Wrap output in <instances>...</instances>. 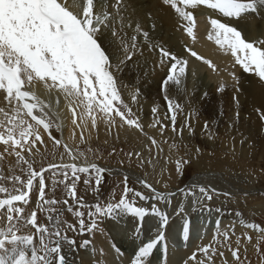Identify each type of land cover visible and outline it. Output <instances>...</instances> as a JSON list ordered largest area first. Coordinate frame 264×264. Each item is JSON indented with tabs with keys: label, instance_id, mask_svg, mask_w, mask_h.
I'll return each mask as SVG.
<instances>
[{
	"label": "snow or ice",
	"instance_id": "6c2138e0",
	"mask_svg": "<svg viewBox=\"0 0 264 264\" xmlns=\"http://www.w3.org/2000/svg\"><path fill=\"white\" fill-rule=\"evenodd\" d=\"M156 11L177 15L178 30L192 38L196 14H206L211 26L208 39L226 53L230 51L234 66L238 65L241 72L240 76L236 71L228 73L235 82L232 101L239 107L243 79L257 85L264 96V39L249 41L236 27L256 18L264 21V0H157ZM151 16L149 10L147 19ZM144 22L145 13L137 0H0V104L8 106L0 107V163L15 158V168L9 169V175L0 171V181L7 180L12 185L11 190L0 186V223L7 224V228H0V264H76L75 254L80 250L91 255V264H171L169 254L175 239L167 208L172 206L173 198L178 194L181 197L172 212L183 220L182 237L189 241L190 218L185 201H189L192 211L199 209L211 215L213 211L221 213L222 209H213L208 202L221 196L231 197L230 192L218 190L211 182L203 184L200 178L165 194L146 179L138 180V190L129 185L130 178L125 176L119 196L113 192L112 198H104L101 184L109 169L88 159V153L96 155L90 145L92 133L97 134L98 140L102 125L109 135L113 129L116 132L107 152L110 157L118 152L116 143L121 133L135 134L140 144L137 147L128 141L127 150L121 147V163L127 159L144 169L155 167L162 151L161 141L147 128L154 129L162 138L170 128L181 141L185 130L189 138L194 134L191 117L197 109L191 105L189 116L177 124V115L184 109L176 97H190L189 61L156 43L153 39L156 25L152 24L150 31ZM184 51L213 72L217 71L210 59L192 48L185 46ZM157 52L158 59H153ZM142 62L151 63L153 72L156 69L162 72L156 83L158 97L166 108L163 119L168 124L160 118V104L155 102L150 110L151 121L147 125L141 121L138 110H133V105L139 108L142 94L138 86L133 85L125 95L128 86L124 83V73L142 70ZM191 74L196 75L195 69ZM38 85L57 97L62 95L67 102L68 119L76 137L71 144L62 143L52 134L54 126L58 132L62 126L52 118L53 105L36 95L34 89ZM224 90L223 83L216 89L218 93ZM191 92L194 93V88ZM60 104L57 99V112ZM256 111L264 129V103ZM239 118L237 111L227 128H235ZM203 129L209 132L208 139H213L208 122ZM48 142L56 149L53 157L58 156L60 162L53 158L45 166ZM240 143L247 145L249 140L242 135ZM105 144H109L107 137ZM207 147L205 143L176 159L175 174L185 177ZM172 148H176L175 143ZM231 151L238 162L247 164L249 156L252 157L248 175H259L255 167V157L259 155L258 167L264 173V138L259 141L258 151L255 142L247 152L241 147L238 157L235 147ZM165 163L171 161L165 158ZM49 177L53 178L52 191L60 184L67 198L60 201L48 197ZM81 182L86 192L90 189L96 194L94 203L77 194ZM58 204L64 208L58 209ZM65 209L74 217L71 223L60 219ZM40 213L47 214L52 227L40 222ZM235 215L239 217L240 213ZM129 222L131 228L127 226ZM240 223L259 233L255 247L260 253L259 240H264V227L243 220ZM24 228L29 231L21 234ZM69 232L83 239L78 241ZM97 234L104 237L99 247L95 242ZM34 236L38 237V244ZM117 236L127 242V248L117 241ZM194 238L203 237L196 233ZM242 242L246 252L252 235H237L233 226L222 228L221 219L217 218L211 242L200 245L181 264H217L218 260L221 264H243Z\"/></svg>",
	"mask_w": 264,
	"mask_h": 264
},
{
	"label": "rangeland",
	"instance_id": "374dc122",
	"mask_svg": "<svg viewBox=\"0 0 264 264\" xmlns=\"http://www.w3.org/2000/svg\"><path fill=\"white\" fill-rule=\"evenodd\" d=\"M124 83L128 86V88L125 90V95L127 96L129 90L132 89V85L127 83L125 80ZM142 94L138 100L140 109H137V106L133 105V110H138L141 121L145 125L148 124V120L151 121L152 114L148 110L152 108L154 102H157L158 104H160L161 108H159V116L165 124H168L169 122L163 119L166 113V108L163 105V102L158 99L159 97L148 96L144 93ZM233 94V92L231 94L223 92V94L218 95L208 93L206 97L204 95H190L189 98H185L183 95L177 96L176 99L180 104L183 105L184 109L182 114L177 115L178 126L181 120L189 116V113L192 110L190 108V105L197 109L196 113L191 117V123L194 126V134L189 138L188 133L185 130V132L183 133L184 139L183 141H181L178 136H174V134L171 133L170 128L166 130V134L163 138L160 137L159 133L155 132L154 129L147 128V131L150 134L154 135L158 140L161 141V158L156 161L155 167L150 165L147 169H144L134 165L133 163H130L127 159H125L124 162L121 163L122 154L119 153V149L123 147L125 150H127V147L129 146L127 143L128 141H131L132 144L137 147L140 144V142L136 140L135 134L125 135L121 133L120 141L116 143V148L118 150L117 154L112 157L108 156L107 152L111 148V142L114 140L116 132L115 129H113L111 135H109L105 132L103 125L100 127L98 140L97 134L95 132L92 133L90 145L96 155L93 156V153L90 152L88 153V159L93 160L98 165L107 167L109 169H119L121 171H132L134 173H137L141 179H146L153 185V187L161 192L170 191L173 188L182 187L186 184L187 181L199 175H205L206 173L211 172L220 174L223 179H225L223 181V183L225 182V184H222V186L218 184L213 185H215L218 190L228 191L232 195L228 198H225L223 196L214 198L213 201L208 202V205L213 209H215L216 207H220L222 209L221 213L218 214V218L219 216H226L228 220L226 226H233L237 235H241L243 233L252 235V242L248 245L246 252L244 248V242H242L240 245V254L243 264H264V240H259V247L261 249V252L258 253L255 246L259 239V233L253 232L250 229H246L240 223V221L243 220L245 223H255L258 226L264 227V197L261 196V193H264V173H260V169L258 167L260 157L259 155H256L255 157L256 172L259 173V175H248L250 166L253 163L252 157L249 156V163L247 164L242 161L238 162L237 160L233 159L231 151V149L235 147L238 157L241 147H243L247 152L251 149L253 142H255L257 151L259 150V141L261 138H264V129H262L261 127L262 122L259 120V112L256 111V109H258L261 104H256L254 106L253 97L247 98L246 96L242 95L241 91V93L239 94L240 104L239 107H237L235 102H233L231 99ZM145 96H147L148 98ZM149 97L152 100H149ZM251 99H253V101ZM143 102L144 104H149L147 105V108H149L148 110L142 107ZM237 111H239L240 113V118L236 122L235 128H227V125L230 124L232 119L235 118V113ZM221 113H223V115H221ZM68 114L70 116V113ZM147 115H149V117H147ZM205 122H208L210 125L209 131L213 136V139L211 140L208 139L209 132H206L203 129V125ZM70 125L71 124L69 123V126ZM69 126L68 128H70ZM70 129H72V127ZM77 130L79 131V129ZM78 131L76 134H79ZM52 134L62 140L61 135L58 131H56L55 126L52 129ZM71 134L70 137H72L70 138V144L76 138L73 135V129L71 130ZM84 135L87 137L88 133L85 132ZM242 135L244 139L249 140V143L247 145H241L240 140ZM106 137L109 141V144H105ZM249 137L251 139H249ZM46 138L47 134H45V139ZM173 143L176 144V148H172ZM205 143L208 145V147L205 149V152L199 159V161L193 163L192 167L188 170L185 177H178L174 172L175 160L180 158L181 156H185L186 153H190V151L195 147H203ZM55 151L56 149L52 148L51 142H48L47 156L43 161L45 166L47 165L48 160L54 158L52 153ZM209 152L214 153V155H209ZM155 154L156 150L153 149V156H155ZM165 158L170 160L171 163H165ZM54 159L56 162H60V158L58 156ZM145 159L147 160L148 157L145 156ZM65 160L68 161L67 158H65ZM161 166H163V172H161ZM10 168H15L14 157L7 158L3 163H0V171H2L5 176L9 175ZM115 171L117 172V170H112L104 174V180L101 184V188L104 193L105 199L112 198L113 192H115L116 196L118 197L121 192V188L123 187V178L125 176H128L124 172L116 173ZM47 175L48 174L46 173V176ZM129 178V185L135 186L139 190L140 185L138 184V180L131 177ZM52 179V177H49L47 181L48 187L46 188V191L48 193V197L55 198L60 201L67 198L65 190L60 184H57L54 192L52 191ZM231 185H235L234 187L238 189L232 188ZM0 186L9 187L10 190L12 187L11 183L7 180L0 181ZM85 187L86 186H84L82 182L79 183L77 185V194L82 195L88 203H94V197L96 194L93 193L90 189L86 192ZM241 188H243L244 190L252 189L254 190V192H248L249 195L246 196L245 193L247 192L239 190ZM231 190H234L233 193ZM180 199V196H176L175 198H173L172 206L167 208L168 213L171 214L170 223L173 227L177 226L178 228L182 227L183 220L180 218V216H177L172 212V208L177 206V201ZM185 205L186 212L189 218L191 214H195L196 212L200 211L199 209H197L196 211H192L189 201H185ZM33 207L35 206L33 205ZM57 208L61 209L64 208V206L63 204H58ZM237 212L240 213L239 217L235 215ZM215 215L217 216V213H215ZM46 216V213H40V222L49 227H52V225L49 224V221L46 219ZM60 219L67 220L69 223H71L74 220V217H72V215L65 209L60 216ZM127 226L131 228L132 223L129 222ZM208 226L211 229H214L215 221L211 222ZM2 228H7V224L5 223ZM28 231V228H24L22 229L21 234H26ZM68 235L70 237L75 236V234L71 232H69ZM75 238L78 241L80 239H83V237L79 236H75ZM34 239L38 244V237L34 236ZM116 239L122 244L123 247L127 248V242L123 240L121 236H117ZM102 241H104V237H101L99 236V234H97V238L95 240L97 246H100ZM99 242L100 244H98ZM80 252L81 250L78 251L76 255H80ZM225 255L229 258V260H231L230 253L227 250H225ZM217 264H221V261L218 260Z\"/></svg>",
	"mask_w": 264,
	"mask_h": 264
},
{
	"label": "bare ground",
	"instance_id": "6f19581e",
	"mask_svg": "<svg viewBox=\"0 0 264 264\" xmlns=\"http://www.w3.org/2000/svg\"><path fill=\"white\" fill-rule=\"evenodd\" d=\"M137 4H138V7H140L145 13L146 22H144V27L151 31L152 24L156 25V30L153 35V39L155 40V42L159 44H163L166 48H169L174 54L180 55L181 58L188 59L189 75H188L187 85L190 90V95L202 96L204 95V93H207V94L210 93V94H215V95L223 94V93H218L216 91L217 87L221 83L225 85V90H224L225 93H228V94L229 93L231 94L232 92L234 93L235 82L232 80V78L229 76L228 73L229 71H236V74L240 76L241 72L239 71V66L238 65L234 66V63H233L234 58L231 57L230 51L226 53L223 49H220L219 46L216 45L214 40L208 39L209 33L211 32V26L208 22L210 18L206 14H196L195 27L193 29L195 36L194 38H192V37H188L186 32L178 30L179 26L177 24V20L179 18L177 15H175L174 13L172 15H169L166 12L156 11L157 0H137ZM149 10H152L151 19H147V13ZM236 27L238 30H241L242 36L246 37L249 41L254 40V39H264V21H261L259 18L240 23L236 25ZM185 46H187L188 48H192L199 55H202L203 57L210 59L215 64L217 71L213 72L206 65H203L199 61H195L194 57H191L188 52L184 51ZM152 58L158 59V52L154 54ZM152 69H153V66L151 63H148L147 65H143V62H142V70H137L136 72H133V73H128L126 71L124 73L125 74L124 80L127 83L131 84L132 86L133 85L138 86L142 90V93H144L145 95L152 96V97L158 96V89H157L156 82L160 79L162 72H160L159 69H156V71L153 72ZM193 69H195V72H196V75L194 77L191 74ZM145 73L148 74L147 78H145ZM244 75H247V74H244ZM242 84H243V87L241 88L242 95L246 96L247 98L253 97L254 106L256 104L259 105V104L264 103V96L261 95V92L257 85H255L254 83L250 84L247 79H243ZM193 88H194V93L191 92ZM34 91L36 92V95L44 103H51L53 105L54 110L52 112V118L56 122L61 123L62 127L59 133L63 140L62 142H67L70 144V141H71L70 138L72 137V136L70 137V134H71L72 129H70L71 125L69 126L70 121L68 119L69 114L67 113V102L64 101L63 96L61 95L60 97H57L55 93H49V91L45 89L42 85H38L34 89ZM57 99L61 101L58 112L55 110ZM253 99L251 100L253 101ZM149 100H152V99L150 98ZM142 104H143L142 105L143 108H145L146 110L149 109L147 108L148 107L147 105L149 104H144V102ZM0 107L7 108L8 106L5 103V104H0ZM248 107H252V106H248ZM147 117H149V115H147ZM149 121L150 120H148V123ZM68 126L70 128H68ZM77 131L75 132L77 133ZM67 162H71V161H67ZM105 168L109 169L107 167ZM112 170H117L118 173L124 172L126 173V175L136 180L141 179L137 173H134L132 171H123V170L121 171L119 169H109V171H112ZM197 178H200V182L203 184H208L209 182H211V184H218L221 186L222 184H225V182L223 183L225 179H223V177L220 174L211 172V173H206L205 175H199L197 177H193L192 179L187 181L184 186L190 184L193 180ZM234 186L235 185L233 186L231 185L232 188L238 189ZM176 189L177 188H173L170 191H176ZM239 190L247 192V193L254 192V190L252 189L244 190L243 188H241ZM231 191L233 193L234 190H231ZM168 192L169 191H165L162 193L167 194ZM177 196H179V194ZM217 218H218V214L216 216L214 212L211 215H209L206 212H201V211H198L195 214H191L190 215V240L189 241L183 240L182 227L178 228L177 226L175 227L172 226L173 231H174L175 245L172 246V251L169 254L171 264H181V261L186 259L189 255H191V253L194 252L200 245L209 244L211 242L213 229H211L208 225L211 222H214ZM219 219H221V227L222 228L227 227L226 226V223L228 221L227 217L223 215V216H219ZM4 224L5 223H0V228H2ZM154 227L155 225H153V230H154ZM196 233H198L203 238L202 239L194 238V234ZM102 242L100 246H102ZM98 244H100V242ZM75 260H76V264H80L81 261H83L85 264H91L92 257L89 253L85 252L84 250L83 251L81 250L80 255L77 256L75 254Z\"/></svg>",
	"mask_w": 264,
	"mask_h": 264
}]
</instances>
